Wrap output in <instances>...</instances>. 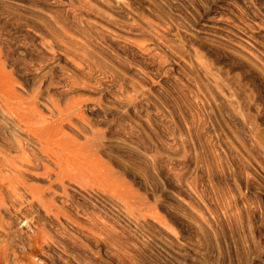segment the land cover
<instances>
[{"label": "rangeland", "instance_id": "374dc122", "mask_svg": "<svg viewBox=\"0 0 264 264\" xmlns=\"http://www.w3.org/2000/svg\"><path fill=\"white\" fill-rule=\"evenodd\" d=\"M62 1L0 0V25L18 20L17 47L27 44L42 20L46 39L53 38L54 28H64L62 34L71 30L88 41V47L81 40L76 45L84 51L76 50L75 60L83 67L79 76L84 80L89 71L92 83L101 78L103 87L74 94L100 98L96 113L86 115L105 143L100 159L90 164L93 177L83 175L79 180L84 181H77L84 186L77 184L79 193L71 194L83 214L80 222L93 225L98 235L86 238L69 229L75 240L51 242L43 255L24 259L41 257L46 264H264V31L254 33L258 58L253 52L255 58L243 60L238 37L229 33L253 15L264 23V0H188L191 12L180 0ZM70 2L75 6L66 11ZM70 55L60 54L57 63L70 68ZM14 78L20 93L31 84L25 86L19 74ZM0 131L8 127L1 123ZM70 132L78 143L93 138L90 131L85 136ZM27 181L49 184L46 177ZM89 215L95 217L93 224Z\"/></svg>", "mask_w": 264, "mask_h": 264}, {"label": "bare ground", "instance_id": "6f19581e", "mask_svg": "<svg viewBox=\"0 0 264 264\" xmlns=\"http://www.w3.org/2000/svg\"><path fill=\"white\" fill-rule=\"evenodd\" d=\"M64 1L65 0H63L62 2ZM180 1H182V5L184 6L183 8L191 12V8L193 7L192 5H190L191 2L189 3L188 0L185 1L180 0ZM117 2L119 3V1ZM15 3L17 2L15 1ZM70 3L71 5H69V10L65 9L66 11H70V9L73 8V6H75L74 4L72 6V2ZM105 4L108 3L105 1L104 5ZM110 4L111 5L108 6H113L112 4L114 3L110 2ZM77 5L78 7L81 6L80 4ZM252 5L253 4H251V7ZM117 6L119 7V5ZM248 6H249V2H248ZM43 11L44 10H42L41 12L43 13ZM73 11L74 13L75 12L77 13V11H75L74 9ZM73 11L71 10L70 13H72ZM74 13H73V18L71 19H74ZM48 14L49 13H47L45 17L51 16ZM261 15L264 16V14ZM38 17H40V15ZM80 17L82 16H79V18ZM255 17L256 16L253 15L252 17L248 18L247 20L248 22L246 20L242 21L241 23L243 24V26L238 25L239 27L237 28H235L236 27L235 26L234 27L235 31L233 30L232 32L230 29L229 32L230 34L232 33L235 34V36L238 37L237 39H239L238 45L236 47H238L237 50L238 56L242 60L249 55L253 56L256 47L259 46V45L256 46L255 44L256 40L254 39L255 36L254 33L259 34L262 31H264V23L259 21V19L258 20L256 19L259 18V16L256 18ZM34 18H36V16H34ZM39 19H36L37 22ZM53 19L54 18L52 17V20ZM86 19L87 18H85V20ZM81 20L82 19H80V21ZM42 21L38 22L42 27H38L39 24L36 25V30L32 29L33 31H36L34 33L32 32L34 36L28 37V41L26 42L27 44H24L21 47H17V38L19 33L16 30V28L18 26L17 23L18 20L17 22L14 20V22L12 23L9 24L4 23L0 25V124L2 123L6 127H8L7 132L0 131V264H46L48 262L45 261L44 263V260L41 257H38V259H34V258H37L36 256L38 255H43V252L45 251L49 243L51 242L55 243L56 241L62 242V240L64 239L75 240L76 237L74 235H76V233H72L73 231H79L86 238H91V239L92 238L96 239V236L98 235L93 233V227H94L93 225L87 226L86 228L85 226L86 224L83 225L80 222V217H82L83 214H81L80 216L79 210H77L79 206L76 208L71 193L78 192V190L75 189V187L77 188L79 187L77 186V184L80 186L82 185L84 186L85 183L81 185L78 181H80L79 179L83 175H86L87 173L91 174L90 169L94 170L92 167H90V164L92 166L96 160L100 159V158L97 159V155L98 153L102 152L105 143L101 141L102 138L100 137L101 135L98 132L94 131L93 122L90 119V117H88V114L86 115L87 112H91L93 114L96 113L97 109L95 107L100 106L101 103L100 98H98L99 100H95L96 98L93 97L94 98L93 99L89 95H87L86 97V95L84 94L85 92L83 93L85 97L84 95L82 96L80 92L79 93L81 94V96H77L74 93H76L75 91L79 89H84L86 87L87 88L91 87L89 90L97 91L103 85L102 79L94 78V80L92 79L94 81L92 83L90 79L91 74L90 73L88 74L89 71H87V74L84 75L85 77L84 80L83 78H81L82 76H79L80 69L83 67L79 62H76L77 60H75L76 56L79 55L77 54L78 52H76V50H78L76 45H78V43L80 44L83 42L85 43V44L83 43V45H86L88 41L86 39L84 41L82 39H79V37L81 36L74 37L75 34H73L72 32H71L72 34H70L71 31L70 28L73 25L69 28L70 30L69 32L65 30L64 33L62 34L61 30L64 29L63 28L64 26L59 24L62 26L61 28L63 29H61L60 31L58 30V28H54V29H56V32L58 33L60 32L61 34L59 35L55 32L54 29H53L54 31L51 29L53 31V32L51 31L53 34L51 32L50 34H52L53 38L51 37V39L49 40L46 39L47 37L44 35L45 34L44 28L47 27L46 26L47 22L42 23ZM53 21L58 23L56 20ZM19 22L21 21L19 20ZM25 22L26 21L21 23L23 24ZM71 24H73V22ZM87 24L88 23H86V25ZM91 24L92 23L90 21V25ZM59 25L58 27H60ZM78 25H80V23ZM81 25L84 26L83 23ZM81 25L80 28H82ZM27 26H24V29L25 27L28 28ZM82 29H84V27ZM106 29H107L106 32H108L109 31L108 28ZM76 31L74 30V32ZM88 31L86 33H88ZM93 31L95 30L93 29ZM82 32L83 31H81V33ZM110 32H112V30ZM81 33H78L77 35L80 34L83 36L84 33L83 34ZM95 33H97V31H95ZM229 33L226 32V34ZM113 34L116 33L114 32ZM101 35L103 37V34ZM108 35L111 34H109L108 32ZM91 36L92 35L90 34V36L87 37H91ZM93 36L95 35L93 34ZM19 38L21 41L25 39L24 38L22 40L21 37ZM77 38L79 39V42ZM100 38L101 36L99 35V39ZM106 38H108V36H106ZM104 39L105 38H103V40ZM80 40L83 42H81ZM105 40L107 41V39ZM86 46H84L85 47L84 49L88 47ZM259 47L257 48L259 49ZM260 51L261 50H259L258 52ZM82 52L84 51L82 50ZM60 54L63 56H68V54H71L70 58L73 56L72 60L68 58L69 61H71L68 62L70 63L72 69H70L71 67L67 68L69 65L61 66L62 63L61 65H59L60 63L59 64L57 63V60H59L58 56ZM257 54L256 56L255 55L254 56L257 57ZM251 56H249V58L252 59ZM79 58L81 59V57ZM256 63L258 64V62ZM256 63H252V65L253 64L256 65ZM262 63L264 64V59ZM78 64H80V66ZM263 64L261 65L262 67ZM8 67H10L11 69H9ZM84 72L86 73V71ZM18 74L19 76H21L22 79L21 78L20 79L23 82V84H25V86L28 83V81H31L29 87H25L26 90L24 89V86L23 88L20 86V88H22L23 93H26V96H24L22 92L20 93V90L19 92L17 91L18 88L17 85L20 82L14 78V75L17 76ZM99 76L101 77V75H98V77ZM66 130L71 131L70 133L74 132L76 134H80L81 136L82 135L85 136V134H87L86 132L90 131L91 133H93L92 134L93 138L91 137L89 138L85 136L84 142L78 143L69 133H67ZM53 144H61L62 148L59 147L55 148L52 146ZM105 152H107V150ZM99 162L100 161H98V163ZM99 164H103V162H100ZM101 166L99 169H101ZM40 168L42 169L40 170L42 171L41 173L38 172ZM94 168H98V167H94ZM99 171L100 170H98V172ZM106 171H108V169ZM98 172L97 174L101 175V173ZM103 172L105 176L111 171L109 170L107 174L105 173V171ZM92 173H94V171H92ZM30 177L34 178V180L35 178L41 179L43 177H46V179L49 181V184L44 187L33 186L30 184V182L28 183L27 181V179ZM100 178L98 175L97 180H99ZM103 178L105 179V177ZM93 180H96V178ZM76 181L78 183H76ZM81 181L84 180L81 179ZM100 181L97 182L95 181V182L99 183ZM120 181L122 180L120 179ZM85 182L88 183V179ZM91 183L92 182L89 181L88 184L90 185ZM117 183L118 180L116 184ZM119 184H121V182L118 183V185ZM86 213L88 215V212ZM86 213L84 215H86ZM90 215L88 217L90 218L88 219V222H91V224H93L95 221L94 220L95 217H93L94 213L92 216ZM96 216L98 217V219L100 216L99 222L97 221L98 223H100V221L101 222L103 221L101 220L102 215L99 214V216L98 215ZM15 223L19 224L21 227L19 229H15L16 228V227L14 228ZM102 224L100 225V227L107 224V222L104 225ZM66 227L69 228L67 229ZM103 228L107 229L106 225ZM69 229L73 231L69 232ZM101 231L102 230H100V232ZM100 234L102 235V233ZM103 237L105 238V236ZM57 243L59 244V242ZM61 246H63V244ZM20 248L24 250L21 251ZM168 248L169 247H167V249ZM26 249L30 252L28 255L25 252ZM178 249L179 251H182L181 248ZM176 253L180 255L178 252ZM56 255L59 254L57 253ZM24 256H26L27 259L29 256L31 257L33 256L34 261H31L32 259L27 260L26 257L24 259ZM22 258L24 260H22ZM66 264L68 263L66 262Z\"/></svg>", "mask_w": 264, "mask_h": 264}]
</instances>
